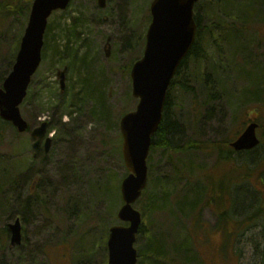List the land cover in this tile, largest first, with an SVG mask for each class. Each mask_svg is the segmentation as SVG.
Returning a JSON list of instances; mask_svg holds the SVG:
<instances>
[{
  "label": "rangeland",
  "instance_id": "374dc122",
  "mask_svg": "<svg viewBox=\"0 0 264 264\" xmlns=\"http://www.w3.org/2000/svg\"><path fill=\"white\" fill-rule=\"evenodd\" d=\"M7 1L9 0H0V3ZM151 1L106 0V6L99 8L96 0H71L66 9L57 10L49 17L42 61L32 77L28 98L20 105V110L32 127L42 120L52 122L49 133L52 142L47 152L42 147L34 149L30 132L15 134L11 129L5 131L0 140V158L7 161V173L20 178L18 188L21 194V200L18 202H10L7 195L0 196L5 204L14 208L11 218L6 219V215H0V228L20 217L23 234L22 244L19 247H11L7 232L5 246L1 248L0 244V264H74V259L79 253L84 256L83 264H90L88 259L92 260L91 264L107 262L105 231L107 232L112 224L127 225V222L117 217V211L122 204L120 182L127 174L121 154L119 120L124 112L135 109L137 99L131 96L130 69L127 73L126 66L142 55L143 37L151 19ZM26 2L27 0H22L20 3L23 6L21 14H0V83L11 70L15 59L12 51L27 22ZM69 24L76 28L78 53L92 56L96 73L94 78L101 84L105 93V112L91 113L92 102H88L72 117L60 118L62 107L58 106L64 100L65 90L68 91V86H71L75 93L77 88L74 85L77 82L76 72L70 69L63 59L67 55L61 53L60 57L53 50L54 43L60 45V50L64 49L63 42L66 37L62 29ZM256 24H259V20L253 18V25ZM129 41H133L134 46H129ZM61 70L65 73L63 91L57 76ZM235 85L238 90L244 86L237 83ZM233 86L232 83L229 85L231 88ZM229 96L214 94L215 100L210 103L212 114L207 116L206 103L192 113V107L197 104L191 95V125L187 119L188 98L181 97L176 117L186 125L195 139L210 141L211 138H228V142L236 137L237 131H241L249 120H258L261 122L258 133L262 143L257 153L261 157L264 154V88L262 94L257 97L252 94L239 96L243 101L238 100L235 104ZM235 114L236 119L233 118ZM150 156L155 163L154 171H159L160 165L163 164L160 151H151ZM216 158L214 153L200 152V155H193L195 167L198 165L204 170L210 168ZM225 159L227 161H221L222 165L215 173L221 175V171L231 169L222 173L228 178L244 172V167L239 165L241 162L238 159ZM257 160L258 156L251 155L246 162L255 164ZM205 177L209 181L214 179V182H219L211 171L207 172ZM45 178L51 182H43ZM102 178L107 179L109 184ZM36 179L43 182L40 191L44 201L40 209L25 213L20 202L29 195L28 191L32 187L40 184ZM225 180L229 181L225 178L223 182ZM254 181L259 182L258 187H262L259 179ZM109 187H116L117 201L105 193ZM239 187L241 186L228 190L227 194L224 191L222 209H226L230 203V194L236 202L239 200L234 209H244V189ZM18 188L13 189L11 197L14 199L19 196ZM257 194L260 195L258 192ZM72 198L80 199V207L86 205L87 209L77 208L75 214L70 207ZM145 199L146 196L140 197L133 204L134 208L140 210L146 204ZM212 207L202 210V226L200 230L193 231L192 251L195 250L200 261L204 264H260V247L258 244L255 247L254 242V238H259L257 227L260 223L255 221L256 226L249 225L243 235L228 236L223 231H235L232 229V221L229 217L225 221H218L217 213ZM166 216L167 214L158 212L152 214L154 225L160 228V221H164ZM182 222L185 226L189 225L188 218L183 217ZM240 228L241 226H237V230ZM145 238L144 235L137 236V249L139 245L145 244Z\"/></svg>",
  "mask_w": 264,
  "mask_h": 264
},
{
  "label": "trees",
  "instance_id": "16d2710c",
  "mask_svg": "<svg viewBox=\"0 0 264 264\" xmlns=\"http://www.w3.org/2000/svg\"><path fill=\"white\" fill-rule=\"evenodd\" d=\"M20 3L22 0H9L0 3V14L4 16L21 14L23 6ZM30 4L31 0H27L25 4L27 13ZM253 18H257L259 24L253 25ZM194 19L197 24L196 39L171 82L162 120L151 142L150 150L160 151L163 164L160 165L159 171H154L155 163L151 160V156L148 159V185L142 194V196H146V204L140 209L143 223L138 232V237L146 236V242L138 246L137 264H191V262L204 264L203 261H200L195 250L192 251L193 231L200 230V226H202L200 216L202 210L211 206L221 207L224 191L231 187L234 190L239 186L234 181L238 180L236 175L228 177L227 188L225 181L223 182L225 175L222 173L231 169L221 171V175L215 173V170L217 171V168L222 165V159L231 157L233 154L228 146L229 139L211 138L209 142H201L191 136V131H188L186 125L176 117L179 99L181 97L188 98L189 115L187 119L191 125V95L194 96V102L197 104L192 107V113L196 112L203 103H206L208 105L207 116H210L213 110L210 103L215 100L214 94L230 95L229 97L235 104L238 100L243 101V98L239 96L252 94L257 97L262 94L264 88V0H198L194 6ZM75 29L74 25L70 24L63 27L62 31L65 32L66 37L63 42V50H60V45L53 44L56 54L58 53L60 57L61 53L67 55L63 59L77 75V82L74 84L77 87L76 92L74 93V89L68 86V91L64 92V100L58 106L62 107L59 112L60 118L72 117L74 113L80 112L88 102H92L91 113L105 112V93L101 84L94 78L96 73L93 69L92 56L87 53H78V37ZM128 45L132 46L133 41H129ZM16 48L17 45L13 49L12 55ZM259 55L262 56L259 57ZM132 62L133 60L126 66L127 73ZM231 83L234 84L233 88L229 87ZM236 83L245 87L238 90ZM238 107L240 108V106ZM193 108L195 109L193 110ZM236 117L237 114L233 115V118L236 119ZM49 125V129H51L52 122ZM8 129L14 130L10 123L0 119V140ZM14 133L16 134V132ZM206 150L215 152L217 158L213 165L205 171L195 167L193 152ZM263 163L261 162L259 165L261 169L264 168ZM7 167L6 159L0 158V174L2 175L0 176V196L7 195L10 202L12 200L18 202L21 200L19 190L18 198L14 199L11 196H13V189L18 188L20 178L11 173L8 174ZM209 171L219 179L218 183L214 182V179L209 181L205 177ZM258 174L260 177H264V169L260 170ZM37 181L40 184L32 187L28 191L29 195L22 198L20 202L25 213L42 207L44 198L40 187L43 182H51L47 178L43 179V182ZM103 181L109 184L107 179H103ZM244 181H250L248 175H245ZM252 184L248 183L239 187L244 189V209H240V211L234 209L239 200L236 202L230 194L228 208L219 213L218 218L224 221L227 215L230 219H235L238 216L233 220V225H236L235 229L237 226H241L239 230L236 229L237 237L243 235L249 225H255V221H258L260 223L257 227L259 238H253L255 247L257 244L260 247L258 252L260 253V264H264V194L262 195L256 189L257 186L254 185V187ZM105 193L117 201L116 187H109L108 192ZM71 201L70 207L75 214L77 208L87 209L86 205L80 207V199L72 198ZM4 202L0 199V215L4 214L5 218L9 219L13 216L14 208L12 209ZM156 212L167 214L165 220L160 221V228H157L153 222L152 214ZM183 217L188 218V226L182 222ZM229 232L230 229H228L227 235ZM6 236L5 223L0 228L1 248L5 246ZM104 236H106V231ZM145 246H147L146 249H144ZM83 259L84 256L79 253L78 257L76 255V259H74V264H83ZM87 262L91 264L92 260L88 259Z\"/></svg>",
  "mask_w": 264,
  "mask_h": 264
},
{
  "label": "water",
  "instance_id": "95a60500",
  "mask_svg": "<svg viewBox=\"0 0 264 264\" xmlns=\"http://www.w3.org/2000/svg\"><path fill=\"white\" fill-rule=\"evenodd\" d=\"M100 7L105 0H97ZM198 0H152L151 22L146 31L142 57L130 70L131 94L138 98L133 111L120 119L122 135L121 152L129 173L120 185L123 204L117 212L127 226L112 225L107 238V264H136L137 250L134 247L136 234L141 223L140 211L132 204L139 198L147 183V156L152 136L162 119L167 90L180 62L192 47L197 24L194 20V5ZM69 0H33L28 23L21 37L12 70L0 88V118L10 122L18 132L28 128L19 105L26 95L31 76L41 60L43 34L47 18L53 10L64 9ZM61 88H64V72H59ZM48 126L42 121L31 131L35 138L33 146L39 147ZM256 123H250L231 146L235 150L251 149L257 143ZM51 143L46 138L47 151ZM10 244L19 245L22 240L21 222L16 218L8 223Z\"/></svg>",
  "mask_w": 264,
  "mask_h": 264
},
{
  "label": "flooded vegetation",
  "instance_id": "af4514ba",
  "mask_svg": "<svg viewBox=\"0 0 264 264\" xmlns=\"http://www.w3.org/2000/svg\"><path fill=\"white\" fill-rule=\"evenodd\" d=\"M251 121H253V119H251ZM256 122L258 123V127L256 129V132H257V134L259 136L258 129H259L260 125H261V122L258 121V120H256ZM258 147H259V145L254 147V148H252V149L240 150V151H236V152L232 151L234 155L237 154V155H235V157L238 158V160L241 162L242 165H244L245 163H246V165H252L253 168L251 170V173H254L255 170H256V168L253 165H256L261 159V157H259V155L257 153ZM251 155L258 156V160H257V162L255 164H254V162L250 163V161L246 162V160L249 159V157Z\"/></svg>",
  "mask_w": 264,
  "mask_h": 264
}]
</instances>
